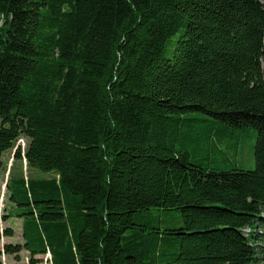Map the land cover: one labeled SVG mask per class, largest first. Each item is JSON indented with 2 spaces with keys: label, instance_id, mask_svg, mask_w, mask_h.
<instances>
[{
  "label": "trees",
  "instance_id": "obj_1",
  "mask_svg": "<svg viewBox=\"0 0 264 264\" xmlns=\"http://www.w3.org/2000/svg\"><path fill=\"white\" fill-rule=\"evenodd\" d=\"M22 138L0 264H264V0H0V170Z\"/></svg>",
  "mask_w": 264,
  "mask_h": 264
},
{
  "label": "rangeland",
  "instance_id": "obj_2",
  "mask_svg": "<svg viewBox=\"0 0 264 264\" xmlns=\"http://www.w3.org/2000/svg\"><path fill=\"white\" fill-rule=\"evenodd\" d=\"M180 34L178 33L175 37L171 39L170 42V53L169 57L172 56L173 50L176 46V41ZM257 142V132L253 128H249L245 132L244 139L241 145L237 149H233L230 151H224L222 153L219 152L215 148H211L209 152L210 157L207 156V159L204 160L206 167L210 170L216 171H225L233 168L243 169L252 171L256 168V161L254 156V148ZM27 145V140L22 138L16 145L22 146V149L25 150ZM16 150V149H15ZM16 151H9L4 155V169L0 170V219L1 216H6L7 212L13 208L12 204L9 201V194L7 193V182L9 180L10 168L13 164L14 154ZM206 156V155H204ZM13 173L17 176L24 175L25 177H33V178H51V174H41L36 170H27L25 163L16 161L13 166ZM0 228L5 230L6 228H10L14 232L13 238H3L1 242V246L3 244L12 243V244H23V226L22 221L19 219H10L7 222L0 221ZM50 252L49 250L47 253ZM47 253L45 255H47ZM51 254V253H50ZM29 253L27 251L21 252L19 255L15 256H5L3 258L4 264H29ZM18 258H20L18 260ZM41 264H50V262L46 261V257L44 258V262Z\"/></svg>",
  "mask_w": 264,
  "mask_h": 264
},
{
  "label": "water",
  "instance_id": "obj_3",
  "mask_svg": "<svg viewBox=\"0 0 264 264\" xmlns=\"http://www.w3.org/2000/svg\"><path fill=\"white\" fill-rule=\"evenodd\" d=\"M17 149H18V147L16 148V150H17ZM16 150H15V151H16Z\"/></svg>",
  "mask_w": 264,
  "mask_h": 264
}]
</instances>
